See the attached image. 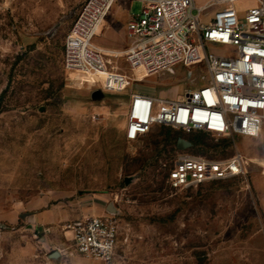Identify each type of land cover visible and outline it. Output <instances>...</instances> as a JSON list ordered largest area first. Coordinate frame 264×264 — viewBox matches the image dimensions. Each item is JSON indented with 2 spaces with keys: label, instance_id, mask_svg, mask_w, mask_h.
<instances>
[{
  "label": "rangeland",
  "instance_id": "1",
  "mask_svg": "<svg viewBox=\"0 0 264 264\" xmlns=\"http://www.w3.org/2000/svg\"><path fill=\"white\" fill-rule=\"evenodd\" d=\"M85 1L0 0V264H96L75 255L66 236L69 225L93 216L118 225L115 264H264V166L249 163L244 178L179 193L167 188L164 168L177 137L192 143L188 154L264 161V133L216 139L155 127L128 142L130 94L178 99L201 86L204 71L177 66L143 78L119 57L115 66L139 82L101 98L74 87L69 78L83 76L64 70L63 49ZM207 1L194 0L197 7ZM143 7L118 0L94 44L124 52L127 23Z\"/></svg>",
  "mask_w": 264,
  "mask_h": 264
},
{
  "label": "built area",
  "instance_id": "2",
  "mask_svg": "<svg viewBox=\"0 0 264 264\" xmlns=\"http://www.w3.org/2000/svg\"><path fill=\"white\" fill-rule=\"evenodd\" d=\"M117 1L86 0L63 49L66 72L107 73L109 86L95 83L91 87L102 95L117 93L120 90L115 86L123 89L133 82V77L115 66V57H108L94 44ZM136 1L144 7L127 23L130 43L122 57L128 69L143 67L149 77L177 66L200 68L204 73L201 86L181 100L130 94L126 140L137 142L155 127L216 139H260L264 133V0H216L201 7L194 0ZM247 1L253 4L243 11L236 6ZM211 7L217 9L205 22V12ZM210 47L225 51L219 55ZM175 151L174 160L164 165L165 184L173 193L247 175L246 158L240 153L211 159L180 151L177 145ZM67 230L75 255L100 264L116 263L119 228L112 218L89 217Z\"/></svg>",
  "mask_w": 264,
  "mask_h": 264
},
{
  "label": "bare ground",
  "instance_id": "3",
  "mask_svg": "<svg viewBox=\"0 0 264 264\" xmlns=\"http://www.w3.org/2000/svg\"><path fill=\"white\" fill-rule=\"evenodd\" d=\"M101 32H99L100 34ZM98 34V35H99ZM99 49L105 54L107 55L108 57H115V58H119V57H122L124 55V52L120 51V50H110V49H106V48H101L99 47ZM141 68V72H142V75L139 76V77H143V78H149V76L147 75L146 71L144 70L143 67H140ZM139 69V68H138ZM67 73H71V74H74V75H81L83 77H71L69 78V81L72 83V85L78 89H82V88H85V87H88V88H91L93 85H94V81L92 78H95L96 75H93V74H82V73H77V72H74V71H67ZM102 75H107L105 72L104 73H101ZM133 77V82H139V81H136L137 79L132 75ZM88 78V79H87ZM98 83V81H96ZM99 84V83H98ZM131 83H129L128 85H126L125 87H123V89H118L120 91H117V93H122L124 92L129 86H130ZM71 85V86H72ZM100 85V84H99ZM124 85V84H123ZM116 93V92H115ZM183 99V96L179 95L178 96V100H181ZM245 162L247 163V165L249 163H256V162H259L260 163V166H264V161H261V160H258L256 158H246L245 159ZM66 234H71L70 231H67ZM70 236V235H69ZM71 238V236H70Z\"/></svg>",
  "mask_w": 264,
  "mask_h": 264
},
{
  "label": "crops",
  "instance_id": "4",
  "mask_svg": "<svg viewBox=\"0 0 264 264\" xmlns=\"http://www.w3.org/2000/svg\"><path fill=\"white\" fill-rule=\"evenodd\" d=\"M214 1H216V0H209V1H207L206 3H204L202 6H204V5H207V4H210V3H212V2H214ZM139 68V70H140V73L139 74H137L138 76H141L142 75V72H141V68L140 67H138ZM107 74V73H106ZM107 77H108V75H102L101 73H99V74H97L96 76H95V78H92L93 79V81H94V84L95 83H97L96 81H100V80H102V82L100 81V83L99 84H101V85H104L105 83H107ZM85 79V78H84ZM88 79V78H87ZM118 88V87H117ZM117 90V89H116ZM125 127H126V125H124V127H123V132H125ZM66 236H67V234H66ZM79 257V256H78ZM96 264H100V263H97V262H95Z\"/></svg>",
  "mask_w": 264,
  "mask_h": 264
},
{
  "label": "water",
  "instance_id": "5",
  "mask_svg": "<svg viewBox=\"0 0 264 264\" xmlns=\"http://www.w3.org/2000/svg\"><path fill=\"white\" fill-rule=\"evenodd\" d=\"M103 95L99 92H96L94 94V97L101 98ZM190 147V143L185 140H179L177 143V149L182 151ZM59 257V253L55 252L52 255H50L51 259H57Z\"/></svg>",
  "mask_w": 264,
  "mask_h": 264
},
{
  "label": "trees",
  "instance_id": "6",
  "mask_svg": "<svg viewBox=\"0 0 264 264\" xmlns=\"http://www.w3.org/2000/svg\"><path fill=\"white\" fill-rule=\"evenodd\" d=\"M200 134H203V133H200ZM203 135H205V134H203ZM179 140V137H177V138H175V139H173V148L175 149V147H176V145H177V141ZM190 143V146L192 145V143L191 142H189Z\"/></svg>",
  "mask_w": 264,
  "mask_h": 264
}]
</instances>
